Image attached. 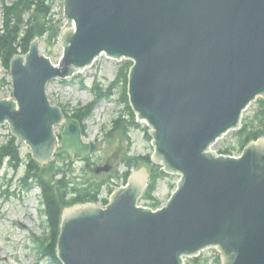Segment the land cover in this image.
Returning <instances> with one entry per match:
<instances>
[{
	"label": "water",
	"instance_id": "95a60500",
	"mask_svg": "<svg viewBox=\"0 0 264 264\" xmlns=\"http://www.w3.org/2000/svg\"><path fill=\"white\" fill-rule=\"evenodd\" d=\"M64 3L65 55L54 62L63 58L61 65L40 53L38 39L16 55L17 101L0 99V124L8 121L17 142L29 144L41 162L65 149L83 155L89 144L76 119L64 123L58 145L55 126L64 113L51 104L47 83L73 75L103 52L126 56L135 62L130 101L153 128L154 158L182 178L156 211L137 205L147 186L142 172L106 208H66L58 239L63 263L184 264V257L216 245L224 264H264V137L240 157L210 150L264 96V0Z\"/></svg>",
	"mask_w": 264,
	"mask_h": 264
},
{
	"label": "rangeland",
	"instance_id": "374dc122",
	"mask_svg": "<svg viewBox=\"0 0 264 264\" xmlns=\"http://www.w3.org/2000/svg\"><path fill=\"white\" fill-rule=\"evenodd\" d=\"M14 1L0 0V27L3 26L5 20L4 7ZM64 1L54 0L51 10L56 18H61L65 23L67 18L65 16ZM64 49L65 45L61 36L53 45L44 40L40 43L41 52L50 56L53 62L60 59L64 54ZM121 61L109 58L105 54L100 55L92 65L77 73L78 76L77 78L73 77V81L65 82L60 78L54 79L47 87L51 101L64 107L69 113H73L78 107L88 104L94 98V92L90 89L94 80L107 85L114 79ZM2 77L8 78L9 76L8 70L0 65V78ZM81 81L84 82L87 88H82ZM119 94L120 88L118 87L114 90L112 98L100 102L94 108L91 117L86 119L84 123L87 129L85 140L94 143L96 146V151L91 155L92 160L97 164H103L110 157L115 164V170L123 172L124 166L119 160L123 151L129 148V144L125 143L124 146H121L118 142L108 141L104 135L105 130L111 126L113 119L124 109V104L117 100ZM12 95L13 88L11 84L0 85V98ZM254 106L255 103H251L248 112ZM60 130V127L57 128V131ZM9 135L8 124L0 125V143L8 140ZM130 138L132 141L130 151L132 155L154 153L155 147L152 140L146 136L144 129H135L130 134ZM239 146L235 132L230 131L217 141L213 148L220 151L221 148L229 147L231 152L238 155L240 152ZM20 148L21 160L28 159L27 154L31 151L30 147L22 143ZM56 158L59 165H62L64 169H71L66 175L67 178L82 181L88 174L85 170V160L73 159L65 153ZM24 163L16 167L14 162L5 160L0 167V264H55L49 262L47 257L43 256L37 248L36 241L38 237L47 238L49 231L44 227V217L40 210L41 191L39 187H35L34 184L28 190L22 185V177L26 171ZM46 168H48L47 172L50 174L52 169L50 166ZM90 172L94 174L93 170H90ZM62 173V171L57 172L55 176L60 177ZM175 179H178L177 175L172 178V182ZM118 181L121 180L118 179ZM172 190L173 187L169 179L160 181L157 195L163 201V204L169 199ZM103 194L106 195V191ZM219 254L220 251L216 247L207 248L202 252V255L208 258L210 262L214 261Z\"/></svg>",
	"mask_w": 264,
	"mask_h": 264
},
{
	"label": "trees",
	"instance_id": "16d2710c",
	"mask_svg": "<svg viewBox=\"0 0 264 264\" xmlns=\"http://www.w3.org/2000/svg\"><path fill=\"white\" fill-rule=\"evenodd\" d=\"M53 2L54 0H16L12 5H6L4 7V27L0 28V56L3 64L7 68L10 67V60L14 54L19 49L22 52L28 51L30 42L36 36L45 37L47 40H55L58 37L62 20L53 16L51 11ZM130 65L131 61H126L122 64L118 78L111 83L107 91H104L103 87H96V97L93 103L80 112H76L79 119L90 114L92 106L103 97H108L111 94L112 87L122 82V99L126 103V112L129 115V119L122 116L114 119L111 134L120 133L122 137L127 139L129 131L140 126L135 120V112L129 104L127 95ZM263 134L264 100L262 99L256 113L245 119L242 129L237 132L240 147L243 148L249 141ZM7 157L15 163V166L21 164L20 147L16 144V139L13 136H10L6 143L0 144V165ZM122 161L128 168L123 173L126 181L131 167L138 165L140 162L152 163L149 155L142 157L124 156ZM25 163L26 172L23 181L26 182L32 178L40 186L43 196L44 213L47 217L49 235L41 244V250L48 256L50 261L56 264H62L57 255V248L63 208L77 202L98 201L102 186L110 178L99 180L96 177L89 176L83 182L76 183L72 179L67 178V170L63 171L64 173L61 178H56V174L54 173L46 174L48 168H46L47 170L43 169L42 165L33 159L31 155H29V159ZM61 170L63 169L60 168L58 171ZM165 176H167V173L160 169L159 165L152 163L151 181L144 198L147 200H156V202L152 203L153 205H156L158 202L157 197L154 195L158 185V179ZM186 264L213 263L198 256L189 258ZM214 264H220L219 257L216 258Z\"/></svg>",
	"mask_w": 264,
	"mask_h": 264
}]
</instances>
